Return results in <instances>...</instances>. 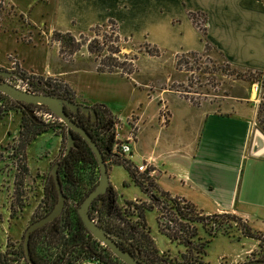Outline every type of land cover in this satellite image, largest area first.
<instances>
[{
	"label": "rangeland",
	"instance_id": "obj_1",
	"mask_svg": "<svg viewBox=\"0 0 264 264\" xmlns=\"http://www.w3.org/2000/svg\"><path fill=\"white\" fill-rule=\"evenodd\" d=\"M13 2L18 5L17 8L6 0H0V57L14 60L11 62V68H0L19 73L25 71L27 75L33 73L20 67L15 59L14 54H16L17 58H23L25 64L34 69H41L44 62L49 61L55 71L67 70L68 78L77 81V84L92 94L93 98L110 106L119 119L116 124V132L119 136L125 137L129 133L132 136L135 135V114L144 120L141 131L144 139L139 146L140 149L151 141V136L157 135L161 145L174 140L171 139L175 136L173 128L159 126L168 121L170 114L168 106L174 115L175 128H181V132H184L183 117L186 121L190 118L191 122H195L198 110L179 98L192 102L202 110L220 113L230 112L238 101L250 99L256 103L257 107L260 105L264 113V71L262 70H242L234 67L224 57L210 49L196 52V55L185 52V55L181 56V53L171 54L159 48L158 55H154L147 52V50L154 52V47L146 42V39L136 36H133V39L119 36L118 43L121 50L117 55L121 61L125 60L124 67L129 66V59H125L124 53L126 58L135 55L132 60V71L127 74H121L119 70L99 72L95 67L101 55L107 53L105 49L96 56L95 53L87 50L84 43L71 55L59 51L58 41L52 38L53 32L68 29L64 30L63 19L58 18L57 13H53L54 1H49L47 6L37 2L35 4V0H13ZM45 12L48 13V19ZM31 20L41 23H34ZM45 20L46 24L43 23ZM195 20L197 23L194 21L193 23L197 28L205 26L202 16H196ZM52 24L60 28H50ZM116 28V23L110 20L99 27L79 33H83L87 38L95 37L99 41L104 39L109 41L112 39V30L117 33ZM198 30L201 33L199 28ZM70 32L76 37L79 36L76 31ZM180 57L185 61H182ZM36 75L42 76L43 80L55 81V83L65 82L63 77L54 74L38 73ZM9 81L21 88L27 89L29 86L16 77H11ZM43 87V84L38 85L40 89ZM22 115L19 107L15 106L0 117V248L2 249L7 238L15 245L22 244L26 226L35 219L33 213L43 196L44 184L50 174V168L66 143L65 128L58 127L61 121L53 120L50 121L52 124L50 129L37 134L23 151L17 152L19 132L22 129L20 124ZM256 123V127L264 132V124L262 127L258 121ZM185 135L184 133L183 136ZM26 161L30 171L23 176V192L19 200L18 192L15 190V179L19 173L18 165L23 162L26 164ZM263 167L264 163H258L253 179L257 188L264 189ZM108 173L109 184L115 191L117 203L136 197L147 206L155 199L149 197L152 190L158 197L160 195V201L156 205H166L167 210H164L167 213L166 218L164 213V216L161 215L159 219V213L155 207L146 209L145 226L149 229L148 233L158 253L165 259L162 264H188L181 259L182 244L177 240H171L165 233L176 232L178 237H181L183 233H186V229L191 227V222L175 216L176 212L171 207L170 201L168 204L167 197L160 193L159 189L151 187L148 182L143 184L148 190V194L145 195L140 186L131 181L122 164H111L110 167L108 166ZM249 198L251 210L258 214L263 212L264 194L257 191V193H251ZM170 216L178 220L174 221L177 224L176 227H170L174 225L167 218ZM131 219L135 221L136 217ZM224 223L228 225L230 236L219 232L211 237L203 255L202 264H218L219 261L227 263L232 262L233 259H236L235 264H238L255 257L264 258L262 233L259 235L262 240H259L244 236L234 220H224ZM196 230L198 236L194 238V245L198 246L197 243L204 241L207 234L203 232L199 224ZM246 248L251 250L246 252Z\"/></svg>",
	"mask_w": 264,
	"mask_h": 264
},
{
	"label": "crops",
	"instance_id": "obj_2",
	"mask_svg": "<svg viewBox=\"0 0 264 264\" xmlns=\"http://www.w3.org/2000/svg\"><path fill=\"white\" fill-rule=\"evenodd\" d=\"M49 1L55 2L53 13L63 19L62 25L67 31L79 33L111 20L116 23L119 36L142 37L171 54L203 52L206 39L210 50L232 66L264 71V0H35V4L47 6ZM6 2L18 7L13 0ZM190 12L204 16L205 39L194 25ZM45 15L48 19V13ZM43 23L46 24V20ZM56 27L60 28L50 26ZM14 55L25 70L63 77L74 91L76 101L89 105L100 101L77 81L68 78L67 70L55 71L49 61H45L41 69H34ZM12 61L0 57V67L11 68ZM179 99L198 110L195 122L183 117L184 132L176 129L173 112L167 105L168 121L159 126L173 128L175 136L171 139L174 140L161 145L157 135L151 136V141L140 149L144 120L135 114L131 161L135 165L146 161L157 189L184 198L205 214L235 213L252 228L264 232V210L259 214L252 211L249 198L257 191L264 194V189L257 188L253 179L258 163H264V154L250 153L261 145L259 139H253L257 126L256 103L250 99L238 101L230 112L220 113L202 110L186 99ZM26 165L30 171L27 161ZM236 262L233 259L218 264Z\"/></svg>",
	"mask_w": 264,
	"mask_h": 264
},
{
	"label": "trees",
	"instance_id": "obj_3",
	"mask_svg": "<svg viewBox=\"0 0 264 264\" xmlns=\"http://www.w3.org/2000/svg\"><path fill=\"white\" fill-rule=\"evenodd\" d=\"M196 16V13L190 12L192 21L196 22ZM96 27H99V25L92 26L90 29ZM198 27L201 30L203 38H205V26ZM52 38L58 41L59 51L66 55H71L84 43H86L87 50L91 53H95L96 56H99L105 49L107 53L101 55L102 57L95 67L96 71L113 72L119 70L121 74H127L132 71V60L135 58V55L126 58V53H124L125 59H129V66L124 67L125 60L121 61L117 55L121 49L118 43L119 35L114 30H112V39H109V41H107V39L99 41L95 37L87 38L83 33H79V36L76 37L70 31L61 30H54ZM152 46L154 47V52L150 50H147V52L158 55V47L155 45ZM210 48L211 45L205 39V51ZM190 53L196 55V52ZM184 55V53H181V56ZM182 61L185 60L182 58ZM20 75L23 81L29 85L27 87L29 90L42 91L74 99V91L66 82L55 83V81L43 80L42 76L33 73L27 75L25 71L20 73ZM41 84H43L44 87L40 89L38 85ZM15 106L19 107L23 114L20 122L22 125V129L19 132L20 139L17 142L16 148V151L19 152L21 150L23 151L37 134L50 129L52 124L37 116L38 120L32 119L24 110V103L22 101L13 99L0 91V117ZM93 106L96 111L95 120H92L91 116H86L81 111H67L74 121L83 126L95 140L102 151V156L106 162L107 168L114 163L122 164L126 168L131 181L139 185L145 195L148 194V190L143 186L145 182H148L151 187L157 189L153 176L149 173V169L139 172L136 170L130 158L126 157L120 150L113 148L116 124L118 121L117 117L111 112L109 107L102 102H96ZM26 107L31 108L33 112L37 107L47 109L43 104H26ZM256 119L263 127L264 113H262L260 105L257 107ZM58 127L61 129L64 127L65 133H67L66 125L63 121L60 122ZM72 135L74 137V145L66 151L65 143V147L61 150L59 157L55 161L58 162V178L62 192L65 195V202L61 212L51 221L31 232L29 238L30 258H28L24 252L23 241L22 244L15 245L7 238L4 248H0V264H72L75 259L84 257L100 255L110 260L111 255L113 256L111 250L106 245H101L100 241L86 228L78 213L77 208L80 202L98 181L99 166L97 158L88 142L77 131L72 130ZM18 168L19 173L17 179H15V190L18 192L17 196L19 200H21L23 176L27 175L29 172L25 162L19 164ZM159 192L167 197L168 204L170 201L171 207H173L176 212L175 216L191 222V227H187L188 230L185 228L186 233H183L184 235L181 237H178V233L176 232H163L171 240H177L182 244L183 251H181V259L185 263L202 264V257L206 252V246L211 237L219 232L230 236L227 229L228 225L224 223V220H234L244 236L262 240L261 237H259L262 233L264 238V232L252 228L245 219L235 213L214 212L205 214L182 197L171 195L162 190ZM100 196L103 197L102 202H100L98 198H95L89 205V214L92 216L96 212L97 223L120 236L122 239H116L117 242L125 249L132 251L136 257L145 264L164 263L165 259L162 254L158 253V249L148 233L149 229L145 226L146 220L144 215L146 209L155 207L159 213L158 218L160 219L162 217L161 215L164 216L167 210L165 207L166 205H156L160 201V195L158 197L152 190L149 193V197L155 199L154 202L152 201V203H149L147 206L139 199H137L138 201L129 199L122 203H117L115 191L112 185L109 184L107 192ZM57 197L58 192L54 179L51 174H48L44 184L43 196L33 213V215H35L34 218L36 219V217L38 218L47 213L53 207ZM166 215L167 213H165V218ZM135 217L136 220L133 221L131 218L134 219ZM190 217L193 220H190ZM167 218L170 222L172 221V223H174V225L170 227L177 226L175 223L178 221H176V217L170 216ZM198 224L203 232L207 234V237L204 241L197 243L198 246H196L194 245V238L198 236L196 230Z\"/></svg>",
	"mask_w": 264,
	"mask_h": 264
},
{
	"label": "water",
	"instance_id": "obj_4",
	"mask_svg": "<svg viewBox=\"0 0 264 264\" xmlns=\"http://www.w3.org/2000/svg\"><path fill=\"white\" fill-rule=\"evenodd\" d=\"M0 76V91L7 94L13 99L22 101L24 103V110L32 119L38 120L33 110L29 107H26V104H43L47 107V109L52 111L64 122L67 129V139L65 147L66 151L72 145H74V137L72 135V130L77 131L88 142L97 158L99 166V178L95 186L87 193V195L80 202L77 208L78 213L84 225L91 232V234L96 239L104 243L118 258H120L127 264H145L144 262L139 260L132 251L125 249L117 242L116 239H122L120 236L96 223L90 217L89 214V205L92 200L98 198L99 201L102 202L103 197L100 195L105 194L108 190V185L110 183L108 168L102 156V151L98 147L95 140L83 126L74 121V119L71 117L67 110L69 109L75 112L81 111L86 116H91L92 120H95L96 111L94 109V106L61 95H55L47 92L32 91L29 89L21 88L9 81V78L11 77H16L23 81V78L20 73L14 70L0 68ZM253 139H259L261 141V145L255 149H252L250 153L255 156L263 155L264 132L260 128L256 127L254 129ZM49 172L54 179L58 192V197L53 207L47 213L32 220L24 230L23 248L28 258H30L29 238L31 232L56 217L61 212L65 202V195L62 192L60 181L58 178V162H54L52 164ZM238 264H264V260L259 258H253L244 260Z\"/></svg>",
	"mask_w": 264,
	"mask_h": 264
},
{
	"label": "built area",
	"instance_id": "obj_5",
	"mask_svg": "<svg viewBox=\"0 0 264 264\" xmlns=\"http://www.w3.org/2000/svg\"><path fill=\"white\" fill-rule=\"evenodd\" d=\"M199 28V27H198ZM35 115L38 117H40L42 120L46 121V122H50L53 120H58V121H62L58 116H56L52 111L47 110V109H42V108H35L34 110ZM116 131H117V127H116ZM133 142V136L129 133L128 135H126L125 137H121L119 136L118 132L115 133V142L113 143V148H116L118 150H120L126 157L130 158L131 157V153H132V143ZM131 159V158H130ZM136 170H138L139 172L142 171H146L148 170L149 166L146 163V161H142L141 163L135 165ZM149 173H151V170L149 169ZM133 201H138L136 197H134L133 199H130ZM90 217L97 223V214L96 212L94 213V215H90ZM100 241V240H99ZM101 245H105L104 243H102L100 241ZM111 253L113 254V256L111 255V259L108 260L106 258H103L102 256H92V257H84V258H80V259H75L73 261L72 264H127L126 262H124L123 260H121L120 258H118L112 251Z\"/></svg>",
	"mask_w": 264,
	"mask_h": 264
},
{
	"label": "flooded vegetation",
	"instance_id": "obj_6",
	"mask_svg": "<svg viewBox=\"0 0 264 264\" xmlns=\"http://www.w3.org/2000/svg\"><path fill=\"white\" fill-rule=\"evenodd\" d=\"M0 78H1V76H0ZM10 79V78H9ZM69 110V109H68ZM261 259H263V257H260Z\"/></svg>",
	"mask_w": 264,
	"mask_h": 264
}]
</instances>
